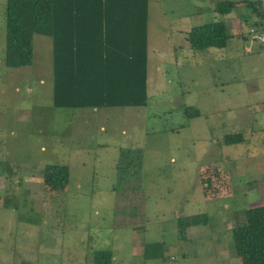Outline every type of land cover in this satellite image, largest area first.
<instances>
[{
	"label": "rangeland",
	"instance_id": "rangeland-1",
	"mask_svg": "<svg viewBox=\"0 0 264 264\" xmlns=\"http://www.w3.org/2000/svg\"><path fill=\"white\" fill-rule=\"evenodd\" d=\"M221 1L264 11V0H150L149 105L97 111L54 106L50 37L35 35L31 66L6 67L0 0V264H85L88 251H112L113 264H241L232 228L264 196L252 194L254 171L238 163L248 144L222 142L259 129L264 44L249 33L253 8L240 5L224 19L234 36L226 49L192 50L189 32L219 21ZM189 107L201 116L188 119ZM121 148L143 150L144 178L120 200L113 188ZM48 165L69 167L66 188L46 187ZM118 206H136L139 222L121 225ZM203 215L209 224L179 240V219ZM156 243L165 260L146 261L145 246Z\"/></svg>",
	"mask_w": 264,
	"mask_h": 264
},
{
	"label": "trees",
	"instance_id": "trees-1",
	"mask_svg": "<svg viewBox=\"0 0 264 264\" xmlns=\"http://www.w3.org/2000/svg\"><path fill=\"white\" fill-rule=\"evenodd\" d=\"M149 2L7 0L4 63L9 69L31 66L35 35L50 37L53 40V104L56 108L97 111L146 108L149 105ZM240 5L253 8L256 20L251 29L264 30V11H259L253 3L221 1L214 8L221 17L219 21L195 27L189 32L187 41L191 49H226L234 36L224 18L235 13ZM243 39L244 42L250 41ZM186 115L188 119H195L201 113L189 107ZM245 142L243 133H232L224 135L222 143L239 145ZM142 159L143 150L140 148L120 149L116 164L119 183L113 188L120 200L128 185L143 181ZM218 174L224 175L222 182L226 181L224 172L220 170ZM43 180L49 189L66 188L70 182V169L65 165H48ZM139 212L136 206H118L114 216L124 219L126 224L121 225H132L139 222L140 218L135 219ZM245 216L246 222L232 230L236 253L241 264H264V203L247 209ZM207 222L204 215L180 218L179 240H187L190 227L206 225ZM144 258L146 261L165 260V245H146ZM113 260L112 251H88L85 264H113Z\"/></svg>",
	"mask_w": 264,
	"mask_h": 264
},
{
	"label": "crops",
	"instance_id": "crops-1",
	"mask_svg": "<svg viewBox=\"0 0 264 264\" xmlns=\"http://www.w3.org/2000/svg\"><path fill=\"white\" fill-rule=\"evenodd\" d=\"M233 15V14H231ZM231 15L226 16L224 19H231ZM256 18H254V21ZM251 28V25H250ZM252 91H255L260 95V89L256 88L255 90L253 89ZM264 106V103L262 104ZM259 121V129L255 131V129L252 131L254 134L251 133H243L246 138V142L243 143L242 145L248 144L246 153H241L242 157L238 161V163L241 161L244 162L245 168H248V166L251 168L252 171H254V175L252 176V180L250 181V184L255 185H250L249 187L250 191H252V194L257 193L258 195L262 194L264 196V179L262 172H264V115L261 116ZM242 133V132H240ZM250 134V135H247ZM251 150V151H250ZM237 163V164H238ZM242 174L244 172H241ZM254 179V183H253ZM261 197V196H260ZM2 200H0L1 202ZM214 217V216H210ZM210 219V218H209ZM209 224V221H208ZM191 228L190 230H187V235L188 239L189 236H191ZM233 229V228H232Z\"/></svg>",
	"mask_w": 264,
	"mask_h": 264
},
{
	"label": "built area",
	"instance_id": "built-area-1",
	"mask_svg": "<svg viewBox=\"0 0 264 264\" xmlns=\"http://www.w3.org/2000/svg\"><path fill=\"white\" fill-rule=\"evenodd\" d=\"M249 33L252 35L253 40H257L260 43L264 44V30H261L259 32L256 29H250Z\"/></svg>",
	"mask_w": 264,
	"mask_h": 264
},
{
	"label": "clouds",
	"instance_id": "clouds-1",
	"mask_svg": "<svg viewBox=\"0 0 264 264\" xmlns=\"http://www.w3.org/2000/svg\"><path fill=\"white\" fill-rule=\"evenodd\" d=\"M259 42V41H258Z\"/></svg>",
	"mask_w": 264,
	"mask_h": 264
}]
</instances>
